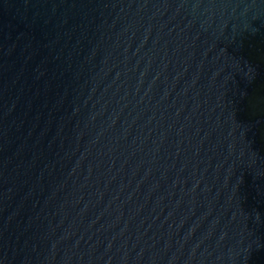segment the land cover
Masks as SVG:
<instances>
[{
    "label": "water",
    "instance_id": "obj_1",
    "mask_svg": "<svg viewBox=\"0 0 264 264\" xmlns=\"http://www.w3.org/2000/svg\"><path fill=\"white\" fill-rule=\"evenodd\" d=\"M0 264H264V0H0Z\"/></svg>",
    "mask_w": 264,
    "mask_h": 264
}]
</instances>
